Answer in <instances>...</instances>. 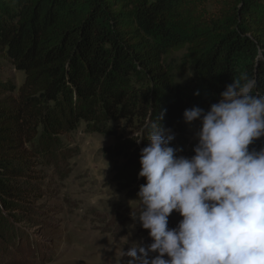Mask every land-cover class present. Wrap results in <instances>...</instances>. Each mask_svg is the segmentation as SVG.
Here are the masks:
<instances>
[{
    "label": "trees",
    "instance_id": "1",
    "mask_svg": "<svg viewBox=\"0 0 264 264\" xmlns=\"http://www.w3.org/2000/svg\"><path fill=\"white\" fill-rule=\"evenodd\" d=\"M258 49L264 0H0V60L24 76L17 88L0 81V264L52 261L22 226L41 223L38 186L59 137L132 128L107 155L133 152L140 167L146 140L131 136L146 139L155 121L178 132L188 109L173 56L186 51L207 111L243 74L264 94Z\"/></svg>",
    "mask_w": 264,
    "mask_h": 264
},
{
    "label": "clouds",
    "instance_id": "2",
    "mask_svg": "<svg viewBox=\"0 0 264 264\" xmlns=\"http://www.w3.org/2000/svg\"><path fill=\"white\" fill-rule=\"evenodd\" d=\"M256 89L243 74L207 111H183L186 124H199L191 157L170 146L175 133L156 121L146 139L137 133L136 143L146 140L138 171L145 183L131 228L139 222L151 243L122 248L120 264H264V147L250 148L264 138V94ZM174 212L181 219L169 227Z\"/></svg>",
    "mask_w": 264,
    "mask_h": 264
},
{
    "label": "rangeland",
    "instance_id": "3",
    "mask_svg": "<svg viewBox=\"0 0 264 264\" xmlns=\"http://www.w3.org/2000/svg\"><path fill=\"white\" fill-rule=\"evenodd\" d=\"M173 58L177 66L185 64L186 72L177 73L176 81L188 109L198 106L205 110L201 105L204 91L192 81L186 51ZM23 79V74L0 60L1 82H11L17 88ZM112 126L116 129V125ZM198 127V122L188 125L182 118L181 130L173 132L176 147L182 149L179 155H194ZM131 130L116 129L114 136H100L85 133L82 125L76 132L59 137L62 151L50 146L52 164L42 169L44 177L38 186L41 223L22 226L39 244L50 247L52 261L47 264H120L122 248L127 251L134 242L142 246L151 243L139 222L131 228V215L140 211L137 192L145 183L138 178V157L133 152L120 153L114 159L107 155L117 140ZM137 133L131 137L139 138ZM179 219L177 213H172L169 227H175Z\"/></svg>",
    "mask_w": 264,
    "mask_h": 264
}]
</instances>
